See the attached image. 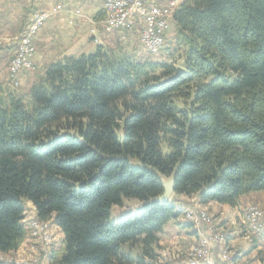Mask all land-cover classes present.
Masks as SVG:
<instances>
[{"label":"trees","instance_id":"trees-1","mask_svg":"<svg viewBox=\"0 0 264 264\" xmlns=\"http://www.w3.org/2000/svg\"><path fill=\"white\" fill-rule=\"evenodd\" d=\"M172 22L180 66L96 45L27 88L0 83L1 254L24 240L28 201L63 234L49 264H159L191 200L264 190V0H183Z\"/></svg>","mask_w":264,"mask_h":264},{"label":"crops","instance_id":"crops-1","mask_svg":"<svg viewBox=\"0 0 264 264\" xmlns=\"http://www.w3.org/2000/svg\"><path fill=\"white\" fill-rule=\"evenodd\" d=\"M162 3V0H153ZM104 0H0V82L5 80L6 67L16 49V38L32 21L36 11L50 12L57 4L63 9L49 16L43 26L32 38L35 49L32 64L42 71L51 63L84 53L85 39L92 35L89 30L92 22L103 17ZM76 11H79L77 13ZM100 28V27H99ZM98 28V35L102 40L101 46L114 43V34ZM94 42V41H93ZM264 190L251 192L239 197L236 206L209 202L204 207L214 211L219 231L228 233V250L231 256L230 264H264V229L254 231L249 222L245 221V211L252 202H263ZM28 207L32 204L26 201ZM60 241L63 234L58 230ZM166 236L165 242L180 244L187 248L195 243V234L189 232L185 224L177 220L168 222L161 234ZM161 243V238L160 242ZM261 255V256H260ZM218 254L213 252V260ZM219 258V257H218Z\"/></svg>","mask_w":264,"mask_h":264},{"label":"rangeland","instance_id":"rangeland-1","mask_svg":"<svg viewBox=\"0 0 264 264\" xmlns=\"http://www.w3.org/2000/svg\"><path fill=\"white\" fill-rule=\"evenodd\" d=\"M165 2L166 0H162ZM155 2V1H154ZM102 18L99 20L92 22V27L89 30V34L92 35V40L89 38V35L85 39V45L87 44L90 48H86L84 53L89 54L93 53L96 48V43H102L99 35L98 28L105 30L102 24ZM99 28V29H100ZM114 34V43L111 45H106L103 48L115 54H126L133 57H139L146 55L147 53L143 51V48L139 42V34L138 28L136 25H131L122 30L113 31ZM21 34V33H20ZM166 38L163 44V47L158 55L152 56L154 59L158 61H166L167 63H172L180 66L182 61L181 58L183 56V52L185 48L178 44L175 39V27L173 22L171 21L169 29L165 34ZM19 36L16 38V48L17 41ZM16 51V49H15ZM14 51V54H15ZM35 52V49H34ZM13 54V56H14ZM34 55V54H33ZM77 55V54H76ZM79 55V54H78ZM11 57L9 63L6 67L5 74L6 78L4 81L0 83H7L10 88L13 90H21L30 86L33 80L42 73V69L38 66H34L31 63V67L28 69H23L20 71L18 75H13L9 70V64L13 58ZM75 56V55H74ZM33 58V57H32ZM32 61V60H31ZM168 179V178H165ZM191 206H188L183 209L182 214L178 217L177 222L188 228L189 232L195 234V243L185 248L182 245L168 243L165 242L166 236L161 237L160 247L158 249V253L161 255L159 257V264H174L175 262H181L183 264H230L231 256L228 250L227 242H228V233L230 231H226L227 229H223L224 231H219L217 221L215 220L214 211L208 209V207H204L202 204H198L194 200H191ZM138 206V202L135 200H123L121 207L114 206L111 213V219H116L122 212L127 210H133ZM251 206H264L263 202H252L248 207ZM25 211L22 219L23 229L25 230V238L22 241L21 245L14 251L9 252L7 254L0 253V264H34L33 262L39 260L43 264H49V257L51 254L60 248L62 242L59 238L58 230L59 227L56 226L51 221H41L39 223L42 225H49L48 232L51 234L52 238H47V242H44L42 239V234L38 233V223L36 219V214L34 207H28L26 202L24 204ZM189 210H193L196 216L203 215L206 218H211L214 229L219 233L218 242L209 241L207 256L210 261L205 260H189L194 257V254L197 250L203 248V244H205V240L209 239L208 232H205L206 226L204 221H195L188 220ZM247 210V209H246ZM246 214V211H245ZM245 219V218H244ZM246 222H249L245 219ZM250 223V222H249ZM262 224L257 227V224ZM256 223H250V226L254 231L260 232L264 229V217L258 219ZM61 231V230H60ZM220 240V241H219ZM223 244V245H222ZM206 246V244H205ZM227 250L228 254L222 256V251ZM216 251L218 254L217 260H213V252ZM261 256V255H260ZM2 259H5L2 261ZM262 260H264V255H262Z\"/></svg>","mask_w":264,"mask_h":264},{"label":"built area","instance_id":"built-area-1","mask_svg":"<svg viewBox=\"0 0 264 264\" xmlns=\"http://www.w3.org/2000/svg\"><path fill=\"white\" fill-rule=\"evenodd\" d=\"M183 0H166L162 3L154 2L153 0H104L103 2V28L106 31H118L131 25H136L138 28L139 42L143 51L151 56L158 55L165 41V34L169 29L174 11L179 7ZM62 4H57L50 12L36 11L33 14L32 21L25 27L19 35L15 54L9 64V70L13 75H18L21 70L31 67L32 57L34 54V46L32 38L36 32L43 26L45 20L61 11ZM79 13V11H76ZM264 217V206L248 207L245 214V219L250 223H256L258 219ZM37 219V218H36ZM188 220L204 221L208 232L209 239L205 240L203 248L197 250L193 258L189 260H207L210 261L207 252L208 242H218L219 233L214 229V224L211 218H206L203 215L196 216L193 210H189ZM38 223V233L42 234V239L47 242V238H52L48 232L49 225ZM257 224V223H256ZM262 224L258 223V226ZM228 254L227 250L222 251V256ZM5 259H2L4 261ZM34 264H43L39 260Z\"/></svg>","mask_w":264,"mask_h":264},{"label":"water","instance_id":"water-1","mask_svg":"<svg viewBox=\"0 0 264 264\" xmlns=\"http://www.w3.org/2000/svg\"><path fill=\"white\" fill-rule=\"evenodd\" d=\"M183 72H184V70L182 68L178 67L176 69L175 74H173L172 76H169L165 81L173 80L176 77L180 76V74L183 73ZM174 179H175L174 174H172V176L169 177L168 179H165L164 177H162L163 193L156 199L157 201H159V202L168 201L169 197L173 193Z\"/></svg>","mask_w":264,"mask_h":264},{"label":"bare ground","instance_id":"bare-ground-1","mask_svg":"<svg viewBox=\"0 0 264 264\" xmlns=\"http://www.w3.org/2000/svg\"><path fill=\"white\" fill-rule=\"evenodd\" d=\"M220 241V240H219ZM223 245V244H222ZM206 261V260H205ZM191 264H194V263H191Z\"/></svg>","mask_w":264,"mask_h":264}]
</instances>
